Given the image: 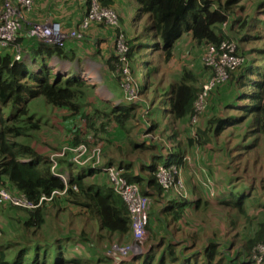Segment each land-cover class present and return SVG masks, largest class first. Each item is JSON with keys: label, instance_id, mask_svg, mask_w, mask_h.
<instances>
[{"label": "trees", "instance_id": "1", "mask_svg": "<svg viewBox=\"0 0 264 264\" xmlns=\"http://www.w3.org/2000/svg\"><path fill=\"white\" fill-rule=\"evenodd\" d=\"M131 1L138 6L136 19L141 21L144 17L147 18L144 32L147 49H152L150 42L154 43L155 49L158 45L163 46L164 63L170 57L172 46L183 35H189L198 44H203V52L210 47H218L221 42H232L228 36H219L216 29H213L214 25L225 21L226 17L225 14L220 15L218 11L205 10L210 1ZM234 2L235 0H227L225 5ZM3 3L4 0H0V8ZM99 4L101 7L112 8L114 0H99ZM85 14L86 12L82 16ZM119 22L121 24V18ZM132 41L136 43L135 40H126L129 71L136 85L137 95L142 101L148 102L146 117L150 119L152 125L156 126L161 121L170 119L173 126L183 121L188 122L196 115L197 122L193 129H188V134L185 132L182 139H179L174 127L173 129L171 127L167 145H161L158 152L149 154L152 162L148 166H145L141 159H137V171L143 170L148 175L145 181L134 175L129 166L121 167L120 164V168L125 169L123 176L129 182H136L143 195L152 196L151 192L156 195L153 208L160 207L156 214L166 226L174 227L182 223L187 215L208 216L212 213L217 217L218 227L213 229L210 235L202 232L198 241L192 237V244L183 249H179L177 244L170 242L165 244L161 240L141 255L132 256L129 261L119 264H264V252L260 254V247L264 249V223L259 222L257 229L246 240H241L238 233L240 228L251 222L250 213L264 214V177H261L259 182L252 181L251 185L246 184L243 177V174L255 177L256 171L251 170L255 169L258 162H260L258 170L264 171V67L260 68L252 63L256 57L262 56L264 60V48L257 50L254 58L244 68L247 60L244 65L235 68L233 73L228 71L227 83L234 93L232 91L227 94L221 89L226 83L217 84L204 99V110L201 113H194V102L201 92L200 87L197 89L194 86V77L186 71L176 80V84L155 86L153 81H150L154 73V68L148 62L150 57L137 56L136 50L139 46L136 47ZM30 54L31 62L22 59L16 61L15 51L11 46L0 48V186L15 189L19 192L18 195L22 194L27 202L35 206L33 209H18L10 204H3L16 210L19 216L15 231L18 236L6 239V233L0 229V264H110L112 260L107 257L95 259V249L91 243L87 245L92 254L90 258L68 259L65 256L67 250L62 249L63 238H57L56 234L51 235L55 229L48 227L46 231L49 234H43L46 224L45 209L49 205L62 206L61 208L74 205L81 208L83 215L96 223L99 239H110L116 234L130 235L131 221L125 204L110 188L88 182L86 176H68L66 183L62 182L51 175L48 157L39 154L27 141L21 143L42 129L40 121L30 112V106L35 100L57 110L69 111L70 116L75 117L74 120L86 121L95 117V113L89 115L84 110L89 105L87 101L89 85L74 76H60L59 72L54 74L47 67L48 59H62L67 56L65 48L38 42L34 53L32 50ZM212 77L209 74L207 80L203 82L206 83ZM219 106L221 109L218 112ZM209 109H213L214 112ZM209 111L211 113L208 114ZM118 112L112 110L118 128L112 134H107L108 141L121 143L126 140L127 145H116L118 155L132 153L124 146L139 155L145 148L140 144L132 145L129 133H123L120 127L121 123H130V120L134 119L133 109L131 106L119 107ZM74 120L63 118L65 128L69 127L68 132L72 134L69 143L66 144L68 147H75L79 143L80 135L76 131ZM202 121L204 124L200 129L198 126ZM222 135L226 147L234 139L235 143L229 149L228 156H232L220 173L206 167L202 161L199 165L191 164L196 149L204 150L202 153L211 155L212 151H215L214 144ZM157 145H151L146 150L154 151L155 147L159 148ZM207 147L209 148L206 149ZM186 150H189L187 156ZM101 155L103 156V152ZM241 157H244L245 162L234 165ZM60 161L68 166L67 160ZM217 161L222 165V158L217 157ZM164 162L166 165H174L177 171L175 177L178 175L181 177L180 172L183 171L185 177L186 172H189V177L186 174L185 186L192 187L190 173L193 174L195 167L199 168L202 181L209 182L210 185L204 187L200 183L197 188H193L194 195L189 189L184 192L185 195H174L173 192L176 190L173 187L165 192L155 179L156 166L164 165ZM69 166L71 169L72 164ZM204 167L206 173L202 171ZM92 171L89 170V173ZM144 188H148L149 193ZM49 198L50 201L46 200ZM161 200L166 202L161 203ZM151 211H148L146 225L148 231L153 217ZM33 236L39 238L37 243L32 242ZM164 239L168 241L167 238ZM85 240L84 238L83 241ZM229 240L231 241L229 251L230 247L239 246L242 252L237 251L234 256L225 252L221 246ZM52 247L59 248L53 250Z\"/></svg>", "mask_w": 264, "mask_h": 264}, {"label": "rangeland", "instance_id": "2", "mask_svg": "<svg viewBox=\"0 0 264 264\" xmlns=\"http://www.w3.org/2000/svg\"><path fill=\"white\" fill-rule=\"evenodd\" d=\"M82 1V0H81ZM118 1V6L119 8L124 11L126 14V18L124 19L121 17L120 13L117 12L115 9L113 10L114 13L118 16V22L119 18L122 19L123 23L120 24L117 27H105V29H109L112 32L118 31V35H122L123 40H124V45L126 46V40H135L133 44L137 47L139 46V49L137 51V56H140V58H146V55L150 57L148 60L150 62V65L154 68V73L150 77V81L156 84H160V86H166L169 85L170 83L176 84V80L181 77L183 72H188L191 74V76L194 77L195 84L194 86L198 89L203 81H206L210 70L209 68L205 65V63H208V57L207 55L210 54L208 50V53L206 55L205 52H203V44H198L193 40L190 36H182L180 39V46L174 47L175 44L172 46L171 51H170V57L169 59L164 63L162 57V48L163 46L158 45V47L155 49L153 48V42H150V47L152 49H147L148 47L146 46L147 43L145 42L147 39H145V26L147 24V18L144 17L141 21H138L137 18V12L134 13L131 11V7L133 6V2L131 0H117ZM208 2L210 1L207 9L208 11L215 12L218 11L219 14H225L226 20L222 21L221 23L214 25L213 29H216V33L219 36H228L230 39L229 41H232L230 43H233L235 46L237 45V51L238 53L244 52V56L241 57L243 59V65L245 64V61L247 60L246 64L243 66V68L250 63V60L254 58L256 51L257 50H262L264 48V0H235L234 3L230 5H225L227 0H207ZM213 2H216L213 4ZM262 3V5H260ZM135 10L137 7H134ZM86 12V10H85ZM69 32V31H67ZM188 40V43H186V40ZM101 42L100 39H96ZM157 41V40H156ZM158 42V41H157ZM68 43V42H67ZM99 44V43H97ZM146 46V48H143V46ZM66 47V44H65ZM64 47V48H65ZM110 48V47H109ZM79 52L82 51V54H80L79 57L74 58L71 62H74V65L79 69L77 72H80V74L83 77V81H85V77L88 75V73L93 71V68L91 64H89L88 57L90 55L88 52L82 47H79ZM93 53V51H91ZM114 59L116 58L119 61V57L117 56L116 50L114 52ZM108 57V56H107ZM114 59L112 60L113 64ZM75 60H78L75 61ZM68 61V60H66ZM253 64H257V66H260V68L264 67V60L262 59V56L256 57L255 61L252 62ZM71 63L67 62L63 65V69L67 68V66H71ZM108 64L109 70H113V64L111 63V60L108 59ZM149 65V66H150ZM115 67V66H114ZM112 68V70H111ZM85 71V72H84ZM140 70V72H142ZM69 70H66L64 73H62L60 76H65L69 77L71 75H67ZM67 75V76H66ZM106 75L105 71L104 72H99V76H104ZM80 78V77H79ZM101 78V77H100ZM133 80L131 75L128 72V81ZM89 84L92 85V87H96L95 84L97 83L93 79H89L88 81ZM223 86H221V89L226 91L227 94L231 93L234 90L229 86L227 81L225 82ZM101 84V83H100ZM129 86V85H128ZM98 88V85L97 87ZM96 88L94 92L96 91ZM129 90L136 92L135 87L133 84L129 86ZM88 100L91 103H95L91 93L90 89H88ZM134 93H132V96L129 98V101L133 102L134 101ZM130 106L132 108L136 109V114H134V119L130 120V123H121L120 127L122 128V132L125 134L131 133L132 134V139L137 140L140 138V141L142 137L148 136L150 145H157L159 148L155 147L156 149L154 151H149V150H143L144 152L139 153V159L143 158L146 154L151 153L154 154V152H158L159 149L161 148V145L166 146L167 145V137L170 135V129L165 126L167 123L164 121L160 128L157 129L156 126L152 127L151 131V136L150 135H143L146 132L147 126L146 124L141 120V118L137 121L138 115H137V108L135 104H131ZM86 109H93L94 112L96 113L95 118L99 120L97 124L94 127H88L87 125H84L85 123L83 120H74L70 115V112L67 110H57L54 108L49 107V105L35 100L32 102L30 106V112L33 113L38 121H40L42 125V129L39 133L37 134H31L30 138L24 139L21 141L23 142H28L30 145L33 146V149L36 150L39 154L48 157V161L52 156L59 155L61 151L65 148L64 146H67L66 144L69 143L70 136L72 134H69V127L68 129L65 128L63 118L67 117V119H73L74 120V125H78L77 127V132L78 135H81V137L78 139V144L83 145L84 148L80 149V154H84L88 151L92 152L95 149H98L99 151L101 150V153L103 150H105L107 153L109 151H113L114 153H117V148L116 145L120 144H126V140H123L121 143H109L108 137L106 136L107 131L113 129V122L116 123V121L111 118V116H108V110L105 109L104 107H101V105H97V107H92L88 105ZM84 109V110H86ZM221 109V106L218 107L217 111L219 112ZM211 112H214L213 109ZM199 113L202 111L199 109ZM210 111L208 112L211 113ZM208 114L206 116H208ZM134 122V123H133ZM83 123V124H82ZM100 123L105 124L104 127L100 126ZM203 121L202 123L199 124V128L203 126ZM201 125V126H200ZM104 128L106 131L104 132ZM188 122L183 121L181 124H176L174 127V131L177 132V135L179 136V139L184 138V134H188ZM151 129H148L150 132ZM137 138V139H136ZM148 141V142H149ZM234 140L231 141L229 146H225L223 143V135L220 137L218 142L214 144V150L212 151V154L209 155L207 153H202L204 150H199L196 149V155H194V160L191 159V164H196L199 165L200 161L204 165H207L206 167H211L216 173H220L223 170V166H225L232 155L230 157L228 156L229 154V149L231 146H233L235 143ZM160 142V143H159ZM233 144V145H232ZM124 146V145H122ZM264 147V144H263ZM124 148H127L129 150L128 152H133L132 149H128L127 146H124ZM207 147L206 149H208ZM212 150V149H211ZM189 150H186V156L187 152ZM208 151V150H207ZM206 152V151H205ZM264 152V151H263ZM203 154V155H202ZM256 153H251V155H254ZM78 156L74 155H64L62 156L63 160H67V163L73 164L74 166H77L76 160L73 157H76L78 159ZM97 154L94 155V157L90 160L92 161ZM202 155V156H201ZM61 156L56 157V160L59 161V167L64 170L66 169V165L61 163L59 160ZM211 157V159H208ZM217 157L222 158V165L220 161H217ZM253 157V156H252ZM259 157V156H258ZM257 159V157H255ZM244 157L239 158L235 164H243L245 160H243ZM79 160V159H78ZM190 160V158H189ZM89 161V162H90ZM195 162V163H194ZM49 166L50 163L48 162ZM67 166V172L69 177H74L72 170L77 168L72 166L70 169V166ZM260 162L256 163L255 169L251 170L252 172L256 171V176H249L246 174H243V177L245 178L246 184L252 183V181L259 182L261 177H264V171L261 169L258 170ZM251 165V162L249 163ZM206 167L202 168V171L206 173ZM58 166H56V169ZM79 168V167H78ZM264 170V168H263ZM65 171V170H64ZM199 168L195 167L193 169V174L190 173L192 178H190V182L193 181L192 187L186 186L192 195L193 194V188H197L200 183H202V186H209L210 183H204L199 175ZM261 171V172H260ZM77 173H80L78 171ZM76 173V174H77ZM183 174V173H182ZM188 175L189 172H186ZM138 176H140L141 179L144 181L147 179V174L143 170H139L137 173ZM189 177V175H188ZM184 185H186L185 182V177H181ZM189 180V179H188ZM181 184V183H180ZM258 186V185H257ZM181 193L185 195V193L182 190V184H181V189L179 188ZM261 190V189H258ZM197 194L198 192L195 191ZM195 194V195H196ZM62 204L63 203H58ZM155 203H152L151 207L149 208V212L152 210L154 213L151 211V214L153 215L150 223V228L149 231L146 230L145 237L142 239L141 243L132 244V254L135 256H139V253L142 250H147L149 247L151 248L152 246H155L158 244L159 241L162 240L165 244H177L179 249H183L184 247H188L192 244V237H195V239L198 241L200 240V236L202 235V232L205 234H211L212 230L216 229L218 227L217 223V217L210 213L208 216H197L195 214L187 215L185 217V221H183L180 224H176L174 227L173 226H166L165 222L162 221L161 217L157 215L156 211H158L159 206H156V208H153V205ZM62 206H57V205H49L47 206L46 210V224L44 226V231L43 234H49L46 231V228L51 227L54 228L55 230L51 232V235L56 234V237H60L62 235L66 236L60 237L63 238V243H62V249L67 250L65 253V256L69 259L72 257H79L83 259H88L92 254L89 252V248L87 245L89 243L93 244V247L95 249V254L94 257L95 259L101 258V256L108 257L109 253L108 250L111 247L117 246V244H130L129 239L130 237L126 236H120L117 238H111L110 239H99L97 236L99 234L98 231H96V223L94 221L89 220L87 217L83 215V211L81 208L70 205L65 208H61ZM44 210V211H45ZM148 212V214H149ZM18 213L16 210H12L8 206H4L3 204H0V229L3 233H6L5 237L6 239H11L13 236H18L15 234V231L17 230L16 222L18 218ZM210 217V218H209ZM251 222L246 224L244 227L240 228L238 233L240 237L242 238L241 240H246L248 239L255 229H257V224L264 223V214H258L256 215L255 213H250L249 215ZM240 219V218H239ZM221 226V225H220ZM28 235H30L28 233ZM220 235V234H218ZM101 236H103L101 234ZM54 236V238L56 239ZM86 239L85 242L83 239ZM164 238H167L168 241ZM109 240V241H108ZM204 240V238H203ZM39 241V238L36 236H33L32 242L37 243ZM220 241V240H219ZM231 241L229 240L228 243H223L222 244V249H224L225 252H228L230 255H235L237 251H241V247H230V251L228 249ZM78 244H81L79 246ZM53 250H57L59 247H52ZM160 251L162 249H159ZM111 252H113L111 250ZM112 254V253H111ZM131 254V252H130ZM110 257V256H109ZM82 259V260H83ZM110 259V258H109ZM97 261V260H96ZM95 263V261L93 262ZM110 264H112L110 262Z\"/></svg>", "mask_w": 264, "mask_h": 264}, {"label": "built area", "instance_id": "3", "mask_svg": "<svg viewBox=\"0 0 264 264\" xmlns=\"http://www.w3.org/2000/svg\"><path fill=\"white\" fill-rule=\"evenodd\" d=\"M90 1L91 7L89 10H86V14L82 16L79 28L67 32L64 31L61 24L57 22L32 23L27 30L28 37L48 45L63 48L66 41H80L84 39V32L93 23L105 27H117L119 25L118 16L114 11L100 7L99 0ZM14 2L27 10L31 8L30 0H4L0 8V48L11 46L15 51L14 59L20 61L22 55L20 47L16 44V40L22 29L23 16L15 7ZM116 53L120 58L119 62L121 66H118L121 69L120 75L128 77L129 70L126 59L127 47L124 45L122 38H117L116 40ZM209 53L210 54L207 55L208 63H205V65L213 70L214 75L202 86V91L194 103V113H199V109L201 111L204 110V99L207 97L210 90L217 84L227 81V72H234L235 68H238L242 64V58L235 55L234 44L223 43L219 48V52L210 49ZM196 122L197 115L190 119V127L192 128ZM81 148H84V146L79 145L74 148L65 147L59 155L52 156L50 158L52 164L50 170L52 175L65 181V174L60 171L58 172V168L56 169V166H58L56 157L61 156L60 158H62L64 155L78 156ZM95 154H97L96 157L90 161ZM73 158L76 160L77 166H88L92 169H98L108 176L112 191L126 204L127 211L130 215L133 241L141 243L146 234L145 227L148 222V210L151 203L150 198L143 196L136 184L128 182L123 177L124 172L122 169L102 165L101 150L95 149L92 152L88 151L81 154L78 157L79 160L76 157ZM172 173H175L174 169L169 170L164 168H161L157 173L158 183L165 192L170 190L174 185L175 179ZM179 188L181 189L180 181L178 182V191H180ZM0 202L10 204L14 207L26 209L34 208L23 196H14L2 189H0ZM111 250L113 252H111ZM130 251H132V248L129 245L114 246L109 250V255L115 263H118L121 259L126 257Z\"/></svg>", "mask_w": 264, "mask_h": 264}, {"label": "crops", "instance_id": "4", "mask_svg": "<svg viewBox=\"0 0 264 264\" xmlns=\"http://www.w3.org/2000/svg\"><path fill=\"white\" fill-rule=\"evenodd\" d=\"M30 2H31L30 10L26 11L22 15L23 16V25H22L23 28L18 38V43L21 46L22 50H24L26 55L32 52V50L34 53V49L36 48L37 43H38V41L32 40L27 36L26 27L28 25L32 23L57 22L61 24L62 29L64 31L75 30L79 28L81 20H82V15L85 12V10H89V8L91 7L90 0L89 2L87 0H82V1L81 0H30ZM134 7H138V6L137 4L133 2L131 11L136 13V10ZM103 8H108V7H103ZM112 8H108V9H111L112 11L115 9L117 12L120 13L121 17H123L124 19L126 18L125 16L126 13L119 8L117 0H114V5L112 6ZM122 23L123 21L121 19V24ZM184 36L189 37V35H183V37ZM97 38L100 39L101 42H99V40H96ZM117 38H122L121 35H118V31L112 32L111 30L107 28L105 29L100 26H95V24H91L90 27L84 32V39L80 41H69L68 43H66V47H65L67 51L66 57L64 56V58L62 59L50 58L46 61L47 67L50 68L51 70L53 68L55 70H58L60 73L61 71L69 70V73L77 74L78 73L77 71L79 69L74 65V62H71V61L74 58L79 57L80 54H82V51L79 52V49H78L79 47H82L83 50L85 49L90 55V57H88V61H89V64H91L93 68V71L88 73L86 77V81H88L89 79H93L98 85V88H96L97 87L96 84H95L96 87H92L91 84L86 82V84H88L90 87V93L95 101V103H91L90 101H88V103L92 107H97V105H101V107H104L105 109L108 110L107 115L111 116V118L113 119L115 117L112 113V110H116V112H118L119 107H130V103L135 104L134 102H128V99L130 96V90H129L130 83L131 85L133 84V86L136 87L133 81L131 80L128 81V77L120 75L121 69L118 67V64L116 63L114 59V56H115L114 52L116 50ZM181 40L182 39H179L176 42L174 47L178 48V46H180ZM186 43H188V40H186ZM91 51H93V53H91ZM108 59L111 60L112 64H113L112 60L114 59L115 65L113 64V70L111 68L112 71L109 70L110 65L108 64ZM75 61L78 62V60H75ZM67 62L71 63L70 64L71 66L69 67L67 66V68L63 69V65ZM100 71L101 72L105 71L106 75L99 76ZM95 88H96V91L94 92ZM95 99H97V101ZM86 111H87V114L89 115L95 113L93 109L92 110L86 109ZM95 116H96V113H95ZM138 117H141L140 111L138 112ZM83 122L85 123L84 125H87L88 127L91 128V127H94L97 124V122H99V120L93 117L86 121L83 120ZM112 124L114 127L112 130L107 131L106 136L107 134H112L114 131L117 130L118 124L115 122H113ZM100 126L104 127L105 124L100 123ZM173 127H175V124L173 125ZM105 131L106 129L104 128V132ZM129 135H130V139H132L131 133H129ZM138 139L140 140V138ZM115 142L117 143V141ZM130 143L133 145V142H130ZM147 146L144 147L145 150L147 149ZM106 153L107 152L103 150V156H101L102 165L112 166L116 168H120V164L122 165L121 167L129 166V169L131 170V172L134 175H137L138 167H136V164H138L137 159L139 158V155L136 152L133 151L132 153H128L122 156L118 155L116 152L114 153L113 151H109V153L107 154ZM149 154L150 153L146 154L143 158H141L142 163L150 164V162H152ZM74 167H77V166H74ZM64 170L67 172V167ZM89 170L91 169L88 167H79V168L77 167L72 170V173L74 176H86L85 177L86 181L97 184L104 188H108V189L110 188V190L112 191L109 178L106 174L95 171V170H93L95 172L92 171L91 173H89ZM78 171H80V173H77ZM123 171H125L124 168H123ZM180 173L182 177V172ZM181 177L179 176L180 183L182 184V190L183 192H186L188 188L184 185ZM183 177H184V171H183ZM185 179H186V174H185ZM141 183L144 184L143 182ZM6 189L11 195L18 196L17 193L19 192L16 191L15 189L7 188V187ZM144 189L145 191H147V193H149L148 188L147 189L144 188ZM173 193L174 195H177V196L182 195V194H178L177 192H173ZM151 194L152 196L150 195L146 196V197H149L151 200L150 206L152 205V203H154L153 200L156 198V195H154L152 192ZM160 202L163 203L166 201L161 200ZM116 236L117 238L120 237L119 235L116 234L113 236V238H115ZM60 237L66 238V236L64 235ZM126 237H130V235H126ZM81 242H85V241H81ZM78 245L81 246V244H78Z\"/></svg>", "mask_w": 264, "mask_h": 264}, {"label": "clouds", "instance_id": "5", "mask_svg": "<svg viewBox=\"0 0 264 264\" xmlns=\"http://www.w3.org/2000/svg\"><path fill=\"white\" fill-rule=\"evenodd\" d=\"M15 3V2H14ZM15 7L18 9V11H19V13L21 14V15H23V13H25L26 11H28L27 9H25V8H23L21 5H19V4H16L15 3ZM30 10V9H29ZM23 22V21H22ZM22 25H23V23H22ZM100 27H103V28H105V26H103V25H100ZM22 28H23V26H22ZM27 29H26V33H27V30H28V28H29V25L26 27ZM22 30V29H21ZM21 32V31H20ZM20 34V33H19ZM28 36V35H27ZM122 36V35H121ZM18 38H19V36H18ZM18 38H17V40H16V44H18V46L20 47V50H21V55H22V60H25V61H31V59H30V53L28 54V55H26L25 54V52H24V50H22V48H21V46L19 45V43L17 42L18 41ZM30 38V37H29ZM30 39H32V38H30ZM122 39H123V37H122ZM32 40H35V41H37L36 39H32ZM70 41H75V40H70ZM124 41V40H123ZM39 42V41H38ZM67 42H69V41H66V43ZM65 43V44H66ZM223 43H227V44H233V43H230V42H221V44L218 46V47H210L211 49H214L215 50V52H219V48H220V46L223 44ZM52 47H56V46H53V45H51ZM235 46V45H234ZM64 47H65V45H64ZM63 47V48H64ZM126 47H127V51H128V46H127V44H126ZM58 48V47H57ZM209 48V49H210ZM208 49V50H209ZM208 50L205 52V54L204 55H206L207 53H208ZM235 55L237 56V57H243L242 56V54L241 53H238V51H237V45L235 46ZM119 57V56H118ZM126 59H127V53H126ZM244 59V58H243ZM243 59H242V64H243ZM116 63L118 64V66H121V64H120V62L118 61V59L116 58ZM149 62V61H148ZM241 64V65H242ZM127 65H128V70H129V62H128V59H127ZM209 68V70H210V75H214V72H213V70L210 68V67H208ZM52 70H53V72H54V74H56L57 72H59L58 70H55V69H53L52 68ZM65 71H61V73L60 74H62V73H64ZM230 72V71H229ZM228 73V72H227ZM233 73V72H232ZM71 75V76H74L75 78H77V79H79V80H81V81H83L82 79H83V77H82V75L80 74V72H78L77 74L76 73H67V75ZM129 74H130V71H129ZM66 75V76H67ZM65 77V76H64ZM80 77V78H79ZM87 77V76H86ZM86 77H85V81L84 82H86ZM133 81V80H132ZM205 83H202L201 84V86H200V88H201V91H202V86L204 85ZM135 89H136V87H135ZM132 93H134V91H131L130 92V96H129V98L132 96ZM201 93V92H200ZM199 93V94H200ZM199 94L197 95V98H198V96H199ZM197 98H196V100H197ZM196 100H195V102H196ZM128 102H131V101H129V99H128ZM134 103H135V105H136V108H137V115H138V112L140 111L141 112V117H138L137 118V121L141 118V120H143V122L146 124V126H147V129H146V132H145V130H144V132L143 133H145V134H143V135H150L151 136V132H149L148 131V129H151V126L153 127V125H152V122L150 121V119H148L146 116H147V113H148V102L147 101H142L141 99H140V97L137 95V92H135L134 93V101H133ZM194 102V103H195ZM133 109V113L132 114H136V109L135 108H132ZM157 118L159 117V115H157L156 116ZM151 119H153V117L151 116ZM164 121H166V120H164ZM164 121H161L159 124H157L156 125V128L157 129H159L160 128V126H161V124L164 122ZM189 122H190V119H189V121H188V126H189V128L190 129H193V128H191L190 127V124H189ZM166 125L165 126H167L169 129H170V132H171V127H172V129H173V126H172V124H171V122H170V119L169 120H167L166 121ZM131 136H132V134H131ZM137 139V138H136ZM138 141V142H137ZM149 141V138H148V136H144V137H142V139H141V141L139 140V139H137V140H133V142H136V143H133V144H140V145H142L143 147H146L147 145H149V146H147V148L148 147H150L151 145H150V141ZM164 145V144H163ZM64 147H68V146H64ZM76 147V146H75ZM71 148H74V147H71ZM102 156V155H101ZM59 160H63V158H59ZM57 161V164H58V172L60 171L61 173H63V174H65V177H66V179H65V181H63V180H61L60 178V180L62 181V182H64V183H66V181L68 180V173L66 172V171H64V170H62L60 167H59V161L58 160H56ZM49 163H50V168H51V161L49 160ZM144 164V163H143ZM73 165V164H72ZM145 166H148L149 164H144ZM104 166H107V165H104ZM77 167H88V166H77ZM108 167H110V166H108ZM50 168H49V171H50V173H51V170H50ZM88 168H90V167H88ZM161 168H164V169H169V170H172V169H174L175 170V168H174V165H172V164H168V165H166V162H164V165H157L156 166V174H155V179H156V183L159 185V187L161 188V186H160V184L158 183V180H157V173H158V171L161 169ZM90 169H92V168H90ZM121 169V168H120ZM92 170H96V171H98V172H101L100 170H98V169H92ZM123 170V169H122ZM124 172V171H123ZM176 170H175V173L173 174V176H174V179H175V181H174V185H173V188L176 190V192L178 193V194H182L181 193V191H178L177 190V187H178V182L180 181V178H179V175H178V177H175V175H176ZM102 173V172H101ZM124 174V173H123ZM51 175H52V173H51ZM53 176V175H52ZM54 177H56V176H54ZM124 177V176H123ZM58 178V177H57ZM129 182V181H128ZM130 183H134V182H130ZM134 184H136V183H134ZM137 185V184H136ZM137 187L139 188V186L137 185ZM0 189H2V190H4V191H6V192H8V190L6 189V188H3V187H1L0 186ZM140 190V189H139ZM161 190H163L162 188H161ZM113 192V191H112ZM168 192V191H167ZM114 193V192H113ZM140 193H141V191H140ZM115 194V193H114ZM142 194V193H141ZM116 195V194H115ZM143 195V194H142ZM163 195V194H162ZM18 196H22V194L21 195H18ZM143 196H145V195H143ZM182 196V195H181ZM119 197V196H118ZM120 198V197H119ZM50 199V198H49ZM48 201H50V200H48ZM0 204H7V203H2V202H0ZM33 205V204H32ZM34 206V205H33ZM35 207V206H34ZM18 209H26V208H20V207H17ZM31 209H33V208H31ZM130 219V218H129ZM130 230H131V226H130ZM145 233H146V227H145ZM145 237V236H144ZM129 246H131L132 244H137V242H134L133 241V236H132V230H131V232H130V239H129ZM120 245H128V244H117V246H120ZM112 248V247H111ZM110 248V249H111ZM109 249V250H110ZM109 250H108V253H109ZM146 250H142L140 253H139V255H141L142 253H144ZM130 252H131V254H130ZM129 253H128V255L126 256V257H124L123 259H121V261H119L118 263H115L113 260H112V258H111V256L109 257H107V258H110L111 260H112V264H119L120 262H127V261H129L130 260V258L132 257V256H135V255H133L132 254V251H130ZM264 252V249L262 248V247H260V254H262Z\"/></svg>", "mask_w": 264, "mask_h": 264}]
</instances>
